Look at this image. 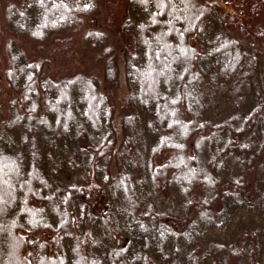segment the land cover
Returning a JSON list of instances; mask_svg holds the SVG:
<instances>
[{
  "label": "trees",
  "instance_id": "trees-1",
  "mask_svg": "<svg viewBox=\"0 0 264 264\" xmlns=\"http://www.w3.org/2000/svg\"><path fill=\"white\" fill-rule=\"evenodd\" d=\"M5 1L0 0V21L13 31L26 32H21L22 38L43 42L101 10L97 0H21L19 6L8 2L4 10ZM141 2L145 6L138 10L156 4L163 11H155L150 19L135 12L134 21L126 19L119 32L124 34V70L131 79L130 112L121 119L124 132L119 143L114 112L98 93L100 86L81 70L48 78L50 93L41 106L23 96L21 106L28 109L23 113L29 115L15 122H30L24 125L26 131L42 125L32 137H21L23 142L11 138L0 114V159L10 160L11 170L18 172H13L16 179L10 186L0 184V247L7 257L2 264H155L156 259L160 264H213L214 253L225 256L227 247L231 252L219 264H231L230 256L236 264H264V70L258 72L259 86L248 85L251 71L245 68L241 45L220 32L218 21L210 20L208 10L196 0ZM174 4L184 10L176 19L171 17ZM131 21L135 31L128 29ZM38 27L42 31L31 32ZM92 30L86 33L101 36ZM9 35L3 44L4 52L11 53L9 62L32 70L26 82H16V89L37 93L48 57L44 54L38 63ZM254 61L264 66L263 56ZM222 88L224 102H211L212 91ZM45 105L46 113L57 109L55 124L40 115ZM206 152L209 162L203 158ZM111 159L124 170L108 174ZM67 170L65 175L78 183L65 190L63 210L43 215L29 200L36 197L50 206L49 194L56 188L52 177ZM28 175L36 183L32 185ZM162 189L168 191L164 200L158 198ZM105 192L110 194L104 210L111 211L107 221L92 207L98 194V200L106 198ZM186 194L190 200L184 205L181 198ZM61 217L66 222L60 226ZM82 220L89 225L91 241L82 243L80 251L73 227ZM45 230L66 234L67 252L50 239L57 250L50 254L47 241L37 238ZM123 237L127 240L121 245Z\"/></svg>",
  "mask_w": 264,
  "mask_h": 264
},
{
  "label": "rangeland",
  "instance_id": "rangeland-1",
  "mask_svg": "<svg viewBox=\"0 0 264 264\" xmlns=\"http://www.w3.org/2000/svg\"><path fill=\"white\" fill-rule=\"evenodd\" d=\"M198 3L201 4L202 8L208 10V18L210 20H217L218 23L215 25V27H218L220 32H224L228 37L229 40H233L235 42H239V45H241L242 50L245 57V68L247 71H251L248 79V85L251 82L256 83L259 86V74L258 72L260 69L264 70V66L261 65L257 66V61L253 60L257 58V56H263L264 57V0H196ZM9 3H14L17 6L20 5L21 0H6L5 4H2V8L5 10V5ZM98 4L101 5L100 14L97 16H87L80 18L79 24L74 28H66L63 31L54 32L52 37L44 41L38 40L35 41L33 39H25L20 37L21 32L26 33L24 31H13L6 25L5 21H0V114H2V118H4V121L2 123L4 128H6L7 132H10L11 138H29L32 137L37 132H40L42 130V125L35 126V130H27L24 128V125H29L30 122L23 123H16L15 118H21V120H24V118H28L29 112L23 113L27 111L28 109H24L22 104L23 96L26 98L27 102L29 103H41L45 102L47 97L45 96L50 91H46L45 82L48 78L57 77L60 75H63L67 71H73V70H81L83 71L88 79L97 87L99 85L98 93L103 95L107 101V105L111 107L114 118V130L116 132V138L117 142L119 143L122 140V132L124 128V125L121 123V119L123 115L130 112V108L127 103V97L128 93L130 92V88H128V80L130 81L129 75H127V72L124 70V67L126 64V56L122 52L124 49V44L122 37L124 34L119 35L120 30L123 28V23L126 21V19L134 18L136 15H134L135 12H137V15L139 12L140 15L137 17L142 19H150L152 14L159 10L162 12L163 8L156 5L151 4L148 6V10H138V8H142L145 6L141 0H97ZM130 11V13H129ZM165 12V10H164ZM184 10H182L177 4H174V7L172 9V16L174 19L179 18L182 16ZM126 13V14H125ZM164 14V18L166 13ZM133 16V17H132ZM195 16V15H194ZM134 21V19H133ZM133 21H131V24L128 29L129 31H135L136 26L132 25ZM136 23V22H135ZM260 27V28H259ZM93 29V33H99L98 36L93 34L92 36L88 35L86 33L87 30ZM126 29V30H128ZM124 30V29H123ZM42 31L40 27H38L36 30H32L31 32H39ZM216 32V31H215ZM218 33V32H216ZM215 33V34H216ZM9 34H13V39L16 41L22 43L24 45V50L27 52H30L31 56L35 60H39L38 63H40V58L45 54L46 57H48V61L44 64L43 73L41 75V87L37 89V93L29 94L19 92L18 89H16V82L22 83L27 79V77L31 74V69H21V67L14 61V63L9 62L11 56V53L4 52L3 44L5 43V40L10 36ZM258 35L259 38L256 37ZM224 37V36H223ZM54 38V39H53ZM225 38V37H224ZM261 38V39H260ZM227 39V38H226ZM46 40V39H45ZM244 40V41H243ZM248 40L255 42V47H250ZM52 41V42H51ZM47 43L48 46L44 47V44ZM252 45V43H251ZM44 47V48H43ZM48 50V51H47ZM116 56L115 61L113 62L112 57ZM131 58V57H130ZM165 61H167L165 59ZM115 63V64H114ZM253 63L251 66L250 64ZM259 65L261 63H258ZM158 65V64H157ZM116 66V69L113 67ZM12 70H16V76L12 77L8 74V72ZM39 69H34V75L36 73H39ZM36 72V73H35ZM148 72L146 73V75ZM49 76V77H48ZM148 76V75H147ZM114 80V81H113ZM26 82V81H25ZM225 88H222V90H215L212 91V94L209 95V98H211V102H214L215 104H220L219 101L225 100V98H222V93L224 92ZM260 91H263V89H260ZM53 92V91H52ZM27 95V96H25ZM219 98L221 100H219ZM230 102L227 100V104ZM14 103V104H13ZM224 104V103H223ZM48 105V104H47ZM228 106V105H227ZM46 105L43 109V111L46 110ZM50 108V107H48ZM51 110H47L41 113L40 115H44V118L47 122H51L55 124L54 118L56 117L58 119L57 109L56 108H50ZM226 109V106L224 107ZM49 111V113H48ZM149 116V115H148ZM35 124L36 121H33ZM6 124L8 126L6 127ZM16 134V135H15ZM45 139V138H44ZM37 141H40L39 138ZM46 143L45 140H43L39 144V148L42 149V146ZM249 143V142H248ZM253 143V142H252ZM17 145L21 148H24V145L18 141ZM197 155V153H196ZM195 152L193 150H189V156H195V160H198V156L196 157ZM206 156H203L204 160L209 162L210 155L208 152L205 154ZM176 156V155H174ZM178 157V156H177ZM208 159V160H207ZM13 160V159H12ZM177 160V159H176ZM196 161L194 162L195 165ZM108 170L106 171L110 175H114L119 170H124V167H119L114 161L109 160L108 162ZM11 161L10 160H3L0 159V184H7L10 186L12 181L16 179V175L14 173H18L16 171L11 170ZM78 170V168H77ZM106 170V169H105ZM14 172V173H13ZM209 174L214 175V171H208ZM12 175H11V174ZM65 173H68V170L65 172L63 171L62 174L54 178L52 177L53 187L55 190H53L49 195L53 197V201H50V206L46 204H42L40 201H38V198L30 197L29 201L31 204L36 207H38L43 215L48 214L50 211L54 210H63L64 204H65V191L66 189H70L72 184L78 183L77 181L72 180V177H69L65 175ZM105 173V171H104ZM105 175L103 174V177ZM28 180H30L33 185V182H35L34 177H31L30 175L27 176ZM62 177L63 182H65V186H68L66 188L62 185ZM162 179L165 180L162 176ZM175 179V178H173ZM27 180V181H28ZM170 180V179H169ZM98 182H100L99 178H97V185ZM9 183V184H8ZM15 182H13L14 184ZM164 183V181L162 182ZM170 184L174 182H169ZM178 183V182H177ZM40 184V183H39ZM88 184V183H87ZM251 185V184H250ZM57 187H59V190H57ZM96 187V185H95ZM98 189V188H97ZM106 191L107 189H103ZM163 190V189H162ZM175 190V189H174ZM176 191V190H175ZM99 192V191H98ZM101 192V191H100ZM109 192H111L109 190ZM166 193H168L167 190H163L161 195H158V198L161 200L166 199ZM103 195L106 196L100 200L98 198L101 197V194H98L96 199L93 202L92 207L96 211V214L98 213V217H102L104 220H108L111 216L109 211H106L104 213L105 209H108V206L110 205V194L108 192H105ZM176 195H178L176 193ZM192 195V193H190ZM55 196V197H54ZM108 196V197H107ZM200 195H198L199 197ZM192 197V196H191ZM184 198V205L189 203L190 197L188 194L182 196V201ZM1 199V197H0ZM35 199V200H33ZM172 200L175 202V197L172 198ZM56 204V205H54ZM164 204H168V202H165ZM55 207H58L59 209H56ZM135 209V208H134ZM62 212V211H61ZM109 217H108V216ZM53 218V217H51ZM178 219V218H177ZM55 220V219H54ZM53 220V221H54ZM60 220L62 222H60ZM59 224L60 226L64 224L66 221V217L60 218ZM47 221V220H46ZM0 222H4V217L1 219ZM78 222V221H76ZM82 224L80 222L78 223V227H73V238L75 241L81 243L76 246L77 250H82V243H86L88 239V243L90 245L91 238L87 234V229L89 225H87L86 221L82 220ZM45 224V222H43ZM59 227V225H58ZM60 230H54L53 232L49 230H45L43 234H39L37 238H40L43 240V242L46 240L47 243L50 246V254L51 252L56 253V245L52 243L51 240L55 242H60V246L64 252L66 251L65 247V235L60 236ZM48 237L49 239H46ZM51 239V240H50ZM126 237H123L121 240V245H124L126 241ZM53 244V246H51ZM98 246V243L94 246L95 249ZM227 253L225 256L219 255V253H214L215 256H212L213 258V264H219V261L225 260L230 251V248H226ZM251 255H248L250 257ZM148 258H151V255H148ZM214 258H217L214 259ZM231 261V264H236V261L230 256L229 257ZM232 258V259H231ZM249 259V258H248ZM219 260V261H218ZM229 260V262H230ZM251 261V258L249 259ZM248 261V260H247ZM151 262V261H150ZM155 264H160V261L156 259V261H152ZM7 263V257L5 256L4 250H2V246L0 247V264ZM202 264L203 261H201Z\"/></svg>",
  "mask_w": 264,
  "mask_h": 264
}]
</instances>
